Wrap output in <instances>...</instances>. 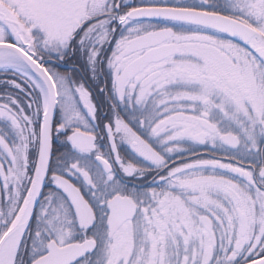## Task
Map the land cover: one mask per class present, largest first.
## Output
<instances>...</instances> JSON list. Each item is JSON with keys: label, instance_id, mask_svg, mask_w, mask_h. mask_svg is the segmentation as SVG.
Returning <instances> with one entry per match:
<instances>
[{"label": "snow or ice", "instance_id": "obj_1", "mask_svg": "<svg viewBox=\"0 0 264 264\" xmlns=\"http://www.w3.org/2000/svg\"><path fill=\"white\" fill-rule=\"evenodd\" d=\"M0 264H264V0H0Z\"/></svg>", "mask_w": 264, "mask_h": 264}]
</instances>
